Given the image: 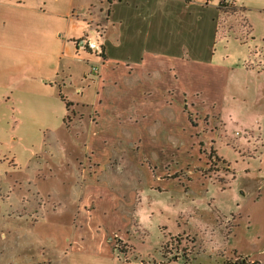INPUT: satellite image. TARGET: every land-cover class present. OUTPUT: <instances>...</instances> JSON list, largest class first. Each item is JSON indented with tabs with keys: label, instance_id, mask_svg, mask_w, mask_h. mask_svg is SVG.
Instances as JSON below:
<instances>
[{
	"label": "crops",
	"instance_id": "crops-1",
	"mask_svg": "<svg viewBox=\"0 0 264 264\" xmlns=\"http://www.w3.org/2000/svg\"><path fill=\"white\" fill-rule=\"evenodd\" d=\"M104 1L109 5L107 10L102 6ZM99 4L97 10V5L89 0H0V100L13 106L17 103L18 109L25 104L43 107L52 101L62 103L67 120L62 127L66 132H80L73 138V147L82 149V160L70 159L67 165L72 184L70 196L76 200L73 232L80 233L74 239L75 250L86 249L84 253L89 255L94 247L92 243L86 246L84 240L96 233L95 247L109 250L112 243L103 229L108 218L117 217L122 223V217L129 212L135 217L139 208L151 202L164 214L168 197L169 205L177 207L179 218H188L183 226L190 231L182 234L183 239L188 237L191 241L181 243L179 234L170 237L166 243L171 251L165 253L167 260L173 257L172 264H176L181 256L189 255L192 264H210L215 255L221 256L215 264L240 261L222 259L221 239L228 240L233 230L221 231L225 223L219 224L215 219L220 212L225 216L229 213L232 217L226 218V223L232 220L233 224L234 216L239 215V202L230 209L218 206L220 212L215 210L214 217H202L208 215L202 205L211 200L207 194L212 180H224L214 162L219 158L212 147L215 143L211 142L207 154L208 142L203 143L201 134L209 132V138H214V132H219L218 121L222 128L226 125L221 118L224 100H215L217 109L213 119L209 118L196 93L201 79L193 74L191 85L187 86L182 78V74H192L191 66L186 70L181 64L186 61L148 49L137 52L134 39V47L130 44L129 49L125 45L123 48L121 36L115 32L110 39L114 48L111 52L109 29H115L110 23L113 0H100ZM93 29L103 30L101 58L82 51L76 44ZM200 62L194 65H205ZM91 67L96 72H91ZM211 67L213 72L224 73L221 87L226 94L231 69ZM242 73L250 78L248 71ZM262 76L263 86L258 85L252 101L258 102L255 113L261 118L259 132L264 137L263 73ZM74 93L78 97L73 98ZM240 115L237 123L243 129L248 114ZM189 136L194 138L193 144H189ZM262 147L264 157V138ZM192 148L195 156L190 152ZM260 165L250 172L253 177L241 181L258 192V201L264 205V167ZM227 169L230 171L228 166ZM56 212L53 209L54 215ZM202 234L208 235L209 241H200ZM257 239L259 247L255 253L263 261L250 263L264 264V234Z\"/></svg>",
	"mask_w": 264,
	"mask_h": 264
},
{
	"label": "rangeland",
	"instance_id": "rangeland-1",
	"mask_svg": "<svg viewBox=\"0 0 264 264\" xmlns=\"http://www.w3.org/2000/svg\"><path fill=\"white\" fill-rule=\"evenodd\" d=\"M99 2L89 0L90 4L97 5V10ZM219 2L113 0L110 23L115 29H109L110 49L114 51L110 39L115 32L121 36L123 48L125 45L129 49L130 44L134 47V39V43H138L137 52L148 49L186 61L181 64L186 70L191 66L192 74H182V78L187 86L191 85L193 74L201 79L196 93L209 118L213 119L217 109L215 100H224L221 118L226 123L225 128L218 121L219 132H214V138H209V132L201 134L203 143L208 142L207 154L214 141L212 147L219 157L214 161L215 166L224 180H212L207 194L211 200L202 205L208 215L202 214V217H214L220 209L218 206L230 209L239 202L236 212L239 215L234 216L233 224L232 220L226 223V218L232 217L229 213L225 216L219 211L215 217L219 224L220 221L225 223L221 231L233 230L228 240L221 239L222 259L263 261L255 252L259 247L257 238L264 234L261 210L264 205L258 201V192L248 189L241 180L253 177L250 172L256 169L255 165L264 167V157H261L264 137L259 132L261 118L255 113L258 102L252 101L258 85L263 86L264 0H232L229 7L233 10L219 8ZM103 3L107 10L109 5ZM200 61L205 65H194ZM206 64L231 69L226 94L221 87L225 82L224 73L213 72V67ZM243 70L248 71L250 78L243 76ZM171 74H175L172 69ZM76 97L74 93L73 98ZM35 105L25 104L18 109L17 103L13 106L11 102L0 100V264H172L165 258V253H171L166 243L175 234L182 240L183 231L187 234L190 230L183 226L188 218H179L177 207L169 205L168 197L164 214L149 201L148 206L139 208L135 217L130 216V212L122 217V223L116 216L108 218L103 229L112 243L109 250L95 247L97 233L90 235L89 241L84 240L86 246L92 243L93 255L85 254L86 249L75 250L74 239L80 233L73 232L76 200L70 196L72 184L67 165L71 160H82V149L73 147V138L80 132L74 129L66 132L62 127L67 122L64 104L52 101L49 105L42 104L43 107ZM242 113L248 114L243 129L237 123ZM188 139L189 144H193L194 138L189 136ZM190 152L195 156L193 148ZM199 238L202 242L210 239L205 234ZM187 241L191 239L187 237L181 243L187 244ZM211 259L209 263L215 264L221 256L213 255ZM191 260L192 256H181L175 263L192 264Z\"/></svg>",
	"mask_w": 264,
	"mask_h": 264
},
{
	"label": "built area",
	"instance_id": "built-area-1",
	"mask_svg": "<svg viewBox=\"0 0 264 264\" xmlns=\"http://www.w3.org/2000/svg\"><path fill=\"white\" fill-rule=\"evenodd\" d=\"M232 0H220L219 8H226L229 6ZM103 30L93 29L90 33L81 37L80 40L76 42L80 46L82 51H86L90 55L101 58L102 57V37ZM91 72H96L95 67H91Z\"/></svg>",
	"mask_w": 264,
	"mask_h": 264
},
{
	"label": "trees",
	"instance_id": "trees-1",
	"mask_svg": "<svg viewBox=\"0 0 264 264\" xmlns=\"http://www.w3.org/2000/svg\"><path fill=\"white\" fill-rule=\"evenodd\" d=\"M174 261H175L174 259H171V260L169 259L167 262L169 263V262H174ZM233 264H251V263L247 262L246 260H240V261L236 260Z\"/></svg>",
	"mask_w": 264,
	"mask_h": 264
}]
</instances>
